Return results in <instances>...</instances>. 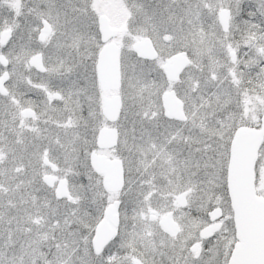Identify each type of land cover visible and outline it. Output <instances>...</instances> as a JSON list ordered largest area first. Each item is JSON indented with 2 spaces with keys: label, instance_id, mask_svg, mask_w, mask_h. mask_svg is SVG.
Masks as SVG:
<instances>
[{
  "label": "snow or ice",
  "instance_id": "obj_1",
  "mask_svg": "<svg viewBox=\"0 0 264 264\" xmlns=\"http://www.w3.org/2000/svg\"><path fill=\"white\" fill-rule=\"evenodd\" d=\"M0 264H264V0H0Z\"/></svg>",
  "mask_w": 264,
  "mask_h": 264
}]
</instances>
